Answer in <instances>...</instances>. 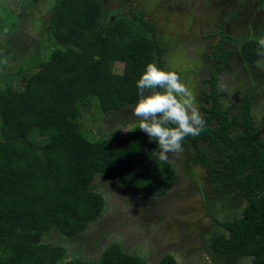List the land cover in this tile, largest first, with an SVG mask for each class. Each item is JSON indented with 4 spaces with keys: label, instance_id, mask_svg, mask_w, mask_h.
<instances>
[{
    "label": "trees",
    "instance_id": "obj_1",
    "mask_svg": "<svg viewBox=\"0 0 264 264\" xmlns=\"http://www.w3.org/2000/svg\"><path fill=\"white\" fill-rule=\"evenodd\" d=\"M44 32L35 41L23 33L13 48L0 40V68H7L0 72V264H61L67 248L45 239L54 232L69 242L99 219L105 198L95 190L97 176L148 199L165 196L176 178L168 162L156 160L158 145L138 129L139 119L107 135H89L81 122L86 110L109 116L137 104L136 82L146 65L164 70L167 48H159L154 28L137 14L103 20L99 0H56ZM49 43L45 59L39 51L26 54ZM257 48L256 40L241 45L245 62L259 59ZM226 56H218L203 98L205 127L182 145L196 148L192 163L199 162L197 143L213 146L220 166L212 169L214 191L242 205L216 220L222 231L209 239L208 250L226 264H264V126L254 125L250 96L238 116L221 107L216 77ZM17 58V67H5ZM116 63L121 71H114ZM7 74L17 86L2 87ZM234 126L242 131L233 133ZM67 264L147 262L114 242L97 261ZM157 264L179 263L167 253Z\"/></svg>",
    "mask_w": 264,
    "mask_h": 264
},
{
    "label": "rangeland",
    "instance_id": "obj_2",
    "mask_svg": "<svg viewBox=\"0 0 264 264\" xmlns=\"http://www.w3.org/2000/svg\"><path fill=\"white\" fill-rule=\"evenodd\" d=\"M99 1L103 20L111 21L121 15L130 18L137 14L147 25L154 28V38L159 48H168L160 59L162 67L165 71H174L179 74L181 81L191 90L196 107L201 111L200 107L204 104L202 99L210 91L207 80L210 77L211 68H202L204 70L194 68V73L190 74L191 68L202 64L194 53L206 52L212 64L220 54L234 51L235 47L231 45L235 41L237 46H241L238 37L235 36L237 29H232L229 34L223 28L222 32L230 36L231 44L224 47L223 42L219 43V37H211L200 32L199 24L180 30V26L183 25L182 19H186L189 13L191 17L194 16V11L191 10L192 0ZM55 2L56 0H0L1 42L13 48L23 33L34 41L36 38L42 39ZM244 2L246 0H237V6H241ZM256 7L253 13H249V17L258 18V12L264 11L260 6ZM186 8H189V13H186ZM227 17L229 16L224 17L222 21H225ZM201 37H205L208 41L198 44ZM175 44L185 46V49L192 51L184 52L178 48L173 52L171 47ZM50 47L49 43V45H39L34 51L21 50L18 57H22L25 52L34 55L39 51L38 57L45 59ZM186 53H189L190 57ZM118 54L119 57L124 56L121 51ZM19 58L17 62L5 63V67L8 65L11 68L17 67ZM243 65L245 66V63ZM121 66L120 63H116L114 71H121ZM6 69L0 68V72ZM222 70V73L219 72L216 77L217 89L220 93L226 92L228 95L220 97L221 107L229 110L230 118L238 115L240 111L238 102L241 95H238V89L235 87L237 84L234 81L240 78L241 87H238L241 89L240 93L243 90L246 92L251 86L253 92L256 87L262 89V93L259 90V98L252 116L254 125L264 126V79L261 83L259 79L248 83V70L242 72L241 76L235 75L232 68H222ZM15 82L16 79L7 74L1 80V85L2 87L17 86ZM135 105L127 107L119 114L109 116L99 114L96 109L86 110L81 119L84 131L89 135H99V132L107 135L110 131H124L128 123L132 124L138 119L133 115ZM241 131L242 128L239 126L232 127L233 133ZM185 143V146L182 145V152L168 154L167 162L176 173V178L169 192L163 197L141 198L97 176L94 182L95 190L105 198V209L99 219L88 226L85 233L69 242L54 232L45 239L48 243L67 248L68 253L61 264H67L74 258L97 261L103 249L114 242L119 244L123 252L138 255L145 259L147 264H157L158 259L167 253L173 255L179 264H226L208 250L207 244L212 236L222 231L216 224V220L229 219L240 210L242 205L234 204L229 193L218 194L214 191L216 181L211 182L212 174H214L212 169L220 168L214 147L202 142L197 143V147L201 150L200 155L198 154L199 162L192 163L191 158L197 155V150L191 143L187 141ZM155 158L159 161L157 157ZM234 264H245V262Z\"/></svg>",
    "mask_w": 264,
    "mask_h": 264
},
{
    "label": "clouds",
    "instance_id": "obj_3",
    "mask_svg": "<svg viewBox=\"0 0 264 264\" xmlns=\"http://www.w3.org/2000/svg\"><path fill=\"white\" fill-rule=\"evenodd\" d=\"M256 43L259 57L256 67L264 70V36L256 38ZM136 87L140 98L133 108V115L139 119L138 129L157 143V159L167 162L169 153L183 151L182 143L186 137L200 135L205 120L195 105L191 90L174 71H165L155 63H149Z\"/></svg>",
    "mask_w": 264,
    "mask_h": 264
},
{
    "label": "flooded vegetation",
    "instance_id": "obj_4",
    "mask_svg": "<svg viewBox=\"0 0 264 264\" xmlns=\"http://www.w3.org/2000/svg\"><path fill=\"white\" fill-rule=\"evenodd\" d=\"M256 6H260V3L258 0H246V2H244L239 7L237 6V0H192L191 10L192 12L194 11V16L191 17L189 10H188L189 8H186V13H189V14H187L188 16H186V19L184 20L182 19L183 25L180 26V30L182 31V29L186 27L190 28L191 26L195 24H199L200 32H204L205 34L211 35V37L212 36L219 37V43L223 42L222 46L227 47L228 45H231L230 36H228L227 33L222 32L223 28L224 30L226 29V32H229V34H231L232 29L235 28L237 29L235 36L238 37V40L242 45L246 41L253 40L252 38L264 36V33H262V31H264V11L262 12L260 10V12H258L259 14L258 18L254 19V18L249 17L250 15L249 13H253V11H255V9L257 8ZM226 16H229V17H227L225 21H222L224 17ZM187 17L189 18L188 23H187V20H188ZM220 27L221 29H219ZM214 28H216L215 31H213ZM212 33H214V35ZM205 37L208 38V36H205ZM205 37H201L202 40L198 41V44L203 43ZM208 39L206 41H208ZM236 42L237 41H235L234 44L231 45L235 47V49H233L234 51L229 53L225 57L226 59L224 63H222L223 68L224 67L227 68V64L232 60V63L234 65L232 68V71H234L235 75L241 76L242 72H245L246 70H248L249 71L248 83L251 82V80L256 81L258 79L261 83L262 80L264 79V76H263L264 70L258 69L256 67V64H248V62H245V64H248L249 68H243V66L241 67L240 62L244 61V59L240 53L241 46L240 45L237 46ZM218 45L219 44L217 43V47ZM235 51H238V52L236 53ZM218 59L219 58L217 57L215 61L212 62V64L210 65V67L212 66L214 68H211V71L209 72L210 77L207 80L208 84L215 70V66L218 63ZM222 71L223 70L221 68L219 72L222 73ZM234 82L235 84H237L235 85V87L238 89L237 90L238 95H241L239 102H238L240 105L239 106L240 111H241L244 100L247 98V96H250L251 97V105H250L251 112L250 113L251 115H253L254 106L257 103V100L259 98L258 97L259 90H260V93H262V89H259L256 87V89L253 92L252 86H251L249 90L248 89L246 90V92L245 90H243L242 93H240L241 89L238 88V87H241L240 78L236 79ZM209 86H210V91L206 93L204 97L211 92V85L209 84ZM217 92L220 94V97L221 96L226 97L228 95L226 92L220 93L218 89H217ZM238 95L236 94L237 98H239ZM260 97H261V94H260ZM202 105L206 106V104H202ZM203 106L200 107V110H201L200 113L202 114L203 118H205L206 113L203 111ZM240 111L238 112V115L240 114Z\"/></svg>",
    "mask_w": 264,
    "mask_h": 264
},
{
    "label": "crops",
    "instance_id": "obj_5",
    "mask_svg": "<svg viewBox=\"0 0 264 264\" xmlns=\"http://www.w3.org/2000/svg\"><path fill=\"white\" fill-rule=\"evenodd\" d=\"M260 7L263 8L261 5H260ZM263 9H264V8H263ZM256 38H258V37H256ZM256 38H252V39H253V40H256ZM201 40H202V39L200 38V41H201ZM204 41H206V40L204 39ZM204 41H203V42H204ZM194 43H195V41H194ZM194 43H193V44H194ZM179 44H183V43H179ZM179 44H177V45L175 44L174 46H172V47H171V51L176 50V49L178 50V48L182 49V51H184V52H186V51L191 52V51H192L191 49H190V50H189V49H185V46H182V45L179 46ZM170 45H171V43H170ZM197 45H198V44H197ZM187 47L190 48L191 46H187ZM192 47H193V46H192ZM166 48H167V47H166ZM167 49H168V48H167ZM173 52H174V51H173ZM231 52H232V51H230V52H224V53H227V55H228V54L231 53ZM186 54H187V53H186ZM187 55H188V57H190V54H189V53H188ZM194 55L196 56V58H197L199 61H202V62H201L202 64H200L199 67L196 66V67L191 68V72H190V74H193V73H194V71H193L194 68H196V69H200V70H201L202 68H204V69H205V68H214V67H212V66L210 67V65H211V63H210V61H209L210 58L207 56L206 52H204L203 54H202V53L199 54V53L197 52V53H194ZM192 57H193V56H192ZM230 60H231V59H230ZM207 61H208V63H207ZM227 63H228V62H227ZM240 63H241V64H240L241 67L243 66V68H249V67H248V64H256V62H254V63H248V64H245V66H244L243 64L245 63V61H241ZM233 66H234V65H233L232 60H231V61L227 64V68H233ZM221 68H223V66H221ZM224 68H225V67H224ZM204 69H202V70H204ZM200 70H199V71H200Z\"/></svg>",
    "mask_w": 264,
    "mask_h": 264
}]
</instances>
